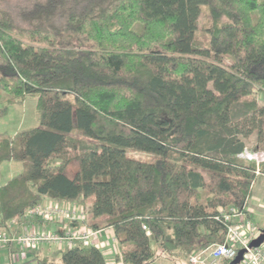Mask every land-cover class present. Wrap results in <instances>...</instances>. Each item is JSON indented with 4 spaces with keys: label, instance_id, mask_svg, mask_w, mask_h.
Listing matches in <instances>:
<instances>
[{
    "label": "trees",
    "instance_id": "1",
    "mask_svg": "<svg viewBox=\"0 0 264 264\" xmlns=\"http://www.w3.org/2000/svg\"><path fill=\"white\" fill-rule=\"evenodd\" d=\"M7 2L0 116L36 96L39 124L0 132V169L22 163L0 186V227L45 196L88 203L86 218L71 222L114 229L119 260L152 264L224 242L222 211L250 216L264 173L243 157L247 137L264 141V103L254 96L264 89V0ZM204 6L207 40L197 37ZM51 264L107 260L77 242Z\"/></svg>",
    "mask_w": 264,
    "mask_h": 264
},
{
    "label": "built area",
    "instance_id": "2",
    "mask_svg": "<svg viewBox=\"0 0 264 264\" xmlns=\"http://www.w3.org/2000/svg\"><path fill=\"white\" fill-rule=\"evenodd\" d=\"M243 157L248 160H254L257 164L264 162V151L246 152ZM260 174V169L257 171ZM69 204V203H68ZM67 204V205H68ZM83 209L82 206L74 207L77 211ZM77 211L71 205L63 207L59 204H44L38 205L29 209L21 218L34 219L41 218L51 222H62L63 220L73 218L74 220H84L86 218L85 212L77 215ZM81 214V215H80ZM223 220L227 224L226 238L224 242L215 244L201 251H196L190 254L189 261L191 264H224L225 260H233L240 249L246 248L243 259L239 264H264V243L259 247H249L253 238L258 234H254L251 230L252 222L245 216V213L231 208L229 211H222ZM18 222V221H17ZM146 228V226H144ZM91 228H80L74 231H65L58 233L55 231L45 230H17L13 226L8 228H0V246H9L11 244H18L23 250H30L38 248L43 243H53L68 247L74 246L77 242L85 245L93 242L94 237L101 231ZM115 239V238H114Z\"/></svg>",
    "mask_w": 264,
    "mask_h": 264
},
{
    "label": "crops",
    "instance_id": "3",
    "mask_svg": "<svg viewBox=\"0 0 264 264\" xmlns=\"http://www.w3.org/2000/svg\"><path fill=\"white\" fill-rule=\"evenodd\" d=\"M259 148V144L256 145ZM248 147V146H247ZM22 170V169H21ZM20 170V171H21ZM49 197H43L42 204L50 203ZM59 205H66L68 202H52ZM69 205L80 206L76 203H69ZM247 210L250 216L246 215L248 219L252 222V228L249 231H253L254 234H258L260 227L264 226V173L261 172L257 175L252 185V192L247 201ZM18 221V222H17ZM82 221H74L66 219V221L61 223L51 222L48 220H43L41 218L34 219H23L21 217L9 221L8 228L13 226L17 230L25 229L29 230H45V231H55L58 233H63L64 230L81 228ZM84 225V224H83ZM4 228V227H0ZM111 237L114 238V229L105 228L99 232L95 241L98 243L97 246L100 247L106 257L107 264H125L122 260L117 258L119 251H115L113 248V242ZM69 248L67 245L53 244V243H43L38 248H33L30 250H23L18 244H11L9 246H0V264H51L52 261L59 260L61 253L64 249ZM152 264H158L154 261Z\"/></svg>",
    "mask_w": 264,
    "mask_h": 264
},
{
    "label": "rangeland",
    "instance_id": "4",
    "mask_svg": "<svg viewBox=\"0 0 264 264\" xmlns=\"http://www.w3.org/2000/svg\"><path fill=\"white\" fill-rule=\"evenodd\" d=\"M31 0H8L6 5L8 4L9 8H15L17 4L24 3L25 5H28L27 2L30 3ZM225 20V19H224ZM212 22V16L209 13L208 7L204 6L201 16L199 18V29L197 37L202 40H207L208 35L206 33V26L211 24ZM254 96L259 100L260 103H264V89L257 88L255 90ZM4 98L1 96L0 101H2ZM39 124L38 120V113H37V98L36 96L28 95L22 103L19 104H13L10 105L8 108V111L6 114L0 116V132H6L10 136H14L20 129L35 126ZM247 143V152H256V151H264V141H259L257 139V135L254 134L250 137L246 138ZM259 144V148L256 146ZM129 153L140 158L143 160H152L156 159L157 156L153 153L144 152L140 150L131 149L129 150ZM254 161V160H251ZM256 162V161H255ZM264 164L262 162L261 164H257L256 166L258 168H261V166ZM78 165L75 161L71 162L68 166L67 170L70 174H73ZM22 169V163L18 161H6L2 164L0 169V186L4 185L11 179L13 176L20 173V170ZM50 204V203H46ZM69 205V204H68ZM62 205L63 207L68 206ZM72 206V205H71ZM75 211H77L74 207H77L76 205L72 206ZM85 212V215L88 212V203H86V207L83 209H79L77 211V215H79V212L81 214ZM80 214V215H81ZM73 218H69L68 220H72ZM264 226H261L263 228ZM75 229L68 230V231H74ZM103 230V229H102ZM76 231V230H75ZM260 233V231L258 232ZM99 234V233H98ZM97 234V235H98ZM97 235L94 237L93 242L88 243L89 245H97L98 243L95 241ZM115 238V237H114ZM113 237H111L113 242V248L115 251H119V243L116 241ZM157 253H162V250L157 248ZM159 253V254H160ZM158 264H176L177 262L179 264H189V256L182 255L181 257H165L164 255L159 256L156 259Z\"/></svg>",
    "mask_w": 264,
    "mask_h": 264
},
{
    "label": "water",
    "instance_id": "5",
    "mask_svg": "<svg viewBox=\"0 0 264 264\" xmlns=\"http://www.w3.org/2000/svg\"><path fill=\"white\" fill-rule=\"evenodd\" d=\"M263 243H264V227L261 229L259 235L252 239V241L249 244V247L251 248L259 247ZM246 251H247L246 248L240 249L238 255L229 264H239L243 259Z\"/></svg>",
    "mask_w": 264,
    "mask_h": 264
}]
</instances>
